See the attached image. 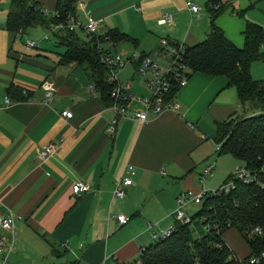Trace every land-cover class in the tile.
<instances>
[{
	"label": "crops",
	"instance_id": "1",
	"mask_svg": "<svg viewBox=\"0 0 264 264\" xmlns=\"http://www.w3.org/2000/svg\"><path fill=\"white\" fill-rule=\"evenodd\" d=\"M34 1L54 12L56 0ZM184 1L78 0L72 15L81 23L95 20L98 34H118L113 50L126 57L150 55L162 68L156 55L160 42L202 41L211 22L205 7L212 1L223 5L213 23L236 47L242 46L246 21L260 25L264 36V0H191L199 6L198 17ZM9 7L10 0H0V216L12 219L11 231L0 227V237L10 243L3 264H140L152 234L172 225L177 194L199 191L201 170L214 154L213 136L199 125L202 115L211 113L215 123L249 113L224 76L191 72L173 96L176 112L147 111L144 122L129 114L146 110L151 90L146 84L147 89H132L116 74L133 96L127 113L118 115L87 91L88 72L58 63L63 47L51 27L9 29ZM164 13L171 22L158 24ZM26 40L35 45L26 47ZM125 44L131 52L119 49ZM63 110L71 116H61ZM48 143L53 153L38 159ZM124 176L131 181L115 196L114 182ZM76 181L87 183L88 190L72 193ZM118 214L128 220L118 224ZM226 233L224 242L235 254Z\"/></svg>",
	"mask_w": 264,
	"mask_h": 264
},
{
	"label": "trees",
	"instance_id": "2",
	"mask_svg": "<svg viewBox=\"0 0 264 264\" xmlns=\"http://www.w3.org/2000/svg\"><path fill=\"white\" fill-rule=\"evenodd\" d=\"M78 0H56L53 13L43 12L34 0H10L7 26L18 30L27 26L40 25L49 28L51 24L65 20L74 14ZM217 4L216 8L212 5ZM210 25L205 38L194 45H186L182 62L189 72H202L208 75H222L227 85L233 86L237 99L244 111L255 108L260 112L245 115H229L225 120L215 122L212 137L218 148L214 154H230L242 162L248 170H256L264 162V82L251 78L249 65L263 58L261 46L264 44L263 30L260 25L246 21L242 31V46L236 47L213 23V18L223 5L217 1L206 7ZM55 43L63 47L58 63H75L89 73L97 96L104 105L112 104L110 92L112 82L106 80L107 69L100 63L98 52L93 43L78 34V30H62L51 33ZM118 34L106 32L98 34L103 41L113 43ZM189 75V74H188ZM172 84L166 99H171L176 90ZM245 104L248 106L245 107ZM225 181L232 175L225 177ZM264 183V176H259ZM224 181V182H225ZM196 217L202 230L198 236L192 235L189 222L174 220L169 234L157 237L143 247L138 258L140 264H240L260 250H264V237L249 240L243 233L251 225H259L264 231V189L258 183L235 182L234 188L226 193L208 191L199 203ZM233 229L242 238L247 253L238 257L225 244L223 234ZM256 264H264V257Z\"/></svg>",
	"mask_w": 264,
	"mask_h": 264
},
{
	"label": "built area",
	"instance_id": "3",
	"mask_svg": "<svg viewBox=\"0 0 264 264\" xmlns=\"http://www.w3.org/2000/svg\"><path fill=\"white\" fill-rule=\"evenodd\" d=\"M218 5H212V8H216ZM184 7L196 17L199 16V6L191 0L184 1ZM43 11V10H42ZM45 12V11H43ZM54 16H57L56 12H53ZM171 22V16L168 13H164L160 18L157 19L158 24H166ZM50 27L52 30H74L80 29L85 36L87 41H90L94 44L98 55L100 63L107 69L106 80L112 82L113 87L110 92L112 99L111 107L115 110L118 115L126 114L125 104L128 100L132 99L133 96L127 93L126 88L123 84L117 82L115 78V71L121 69L127 62H132L135 64L136 71L144 77L146 86L151 90L152 97L151 100L145 102L146 110L143 111H134L129 114V117L139 121L144 122L146 120L147 111H152L157 114L164 109H170L174 112L177 110V103L174 101L173 97L171 99H166L167 94L170 91L172 84H176V87L183 86L188 78V68L182 62V55L185 51V44L176 41H165L162 40L159 44V49L156 52V55L165 62L167 60V65L162 68L158 63H156L150 55H144L138 57L135 54L130 57H124L121 53L112 49L113 44L109 41H103L98 37L97 22L93 19L87 20L84 23H81L75 18L74 15H68L65 20L58 21L54 24H51ZM35 43L32 40H26L25 46L32 47ZM261 51L264 53V44L261 46ZM87 91L90 94H97L93 85L90 84L87 88ZM51 92L49 90L45 93V99H50ZM61 116L69 118L71 112L68 110L61 111ZM112 128V127H111ZM218 145H214L213 152L216 151ZM54 151V146L50 143L45 144L38 152L37 158L42 160L49 156ZM213 162H207L200 173L198 178L200 189L197 192H192L191 190H182L180 191L176 198L177 208L174 211V220L181 223L189 222V217L186 216L182 211L181 207L188 201L194 203H200L203 195L210 191L211 193L223 192L226 193L235 186V182L240 183H258L259 186L263 187L264 183L260 181L259 176H264V162L261 167L256 170H248L244 167L237 168L232 175V178L227 180L224 184L219 186L214 190L204 189V176H211L213 170ZM130 178L127 176L121 177L120 179L114 182L113 194L115 196L121 197L124 194V186L130 183ZM88 190L87 183L83 181H76L71 185V192L74 194H79ZM118 224L125 223L128 219L123 214H118L115 217ZM0 227L4 230H12V219L10 216H0ZM171 225L163 230L160 235L152 234V239L157 237H165L169 234L171 230ZM244 237L253 240L264 237L263 228L259 225H251L243 233ZM10 249V243L5 242L2 237H0V264L4 262V252L5 250ZM264 257V250L250 255L245 260L241 261L240 264H256Z\"/></svg>",
	"mask_w": 264,
	"mask_h": 264
},
{
	"label": "rangeland",
	"instance_id": "4",
	"mask_svg": "<svg viewBox=\"0 0 264 264\" xmlns=\"http://www.w3.org/2000/svg\"><path fill=\"white\" fill-rule=\"evenodd\" d=\"M128 46V47H127ZM123 49L126 51L131 52V47L129 45L125 44L120 46L119 49ZM124 57L127 55L126 52H120ZM167 60L165 59V62L163 60H160L159 63L163 65H167ZM249 70H250V75L251 78L258 81V82H264V57L263 58H257L253 60L250 65H249ZM115 78L116 74L118 75V78L125 84V83H130L132 89L143 87L147 89L144 83L143 76L139 74L136 69H135V64L134 63H126V65L119 69L118 71H115ZM191 72H188L190 74ZM218 102V98L215 100V102L211 105V109H213L214 105ZM248 105L245 104V107ZM235 108L237 109L235 113L240 112V105H238V102L235 101ZM250 111L253 112H260L259 110L252 108V109H247V113H251ZM240 116V115H238ZM216 119L211 117V113H204L199 120V125L207 137H212L215 132V121ZM210 142V138H208ZM211 162H213V170H212V176H204V183H203V188L204 189H210L214 190L224 184L225 177L228 175H233L235 170L237 168L243 167V164L241 161L238 159L234 158L232 155L226 153V154H221V155H215L213 154L210 156ZM225 181V182H224ZM199 182V181H198ZM197 182V183H198ZM228 182V181H227ZM226 182V183H227ZM225 183V184H226ZM199 189L200 186L198 185ZM199 208V203H194L192 201L186 202L182 207L180 208L181 211L188 217L191 218V223L189 224V227L192 231L193 236H198V233L196 230L200 231L201 230V225L199 219L196 217V212L198 211ZM201 227V228H200ZM226 241L228 244L233 245L235 254L238 257H242L246 254L247 252V247L242 240V238L237 234V232L233 229H229L226 233Z\"/></svg>",
	"mask_w": 264,
	"mask_h": 264
}]
</instances>
